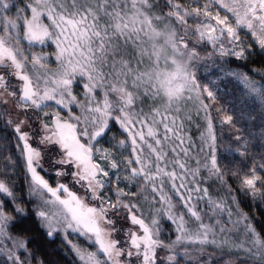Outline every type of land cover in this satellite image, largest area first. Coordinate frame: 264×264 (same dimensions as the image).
Instances as JSON below:
<instances>
[{
  "label": "snow or ice",
  "instance_id": "6c2138e0",
  "mask_svg": "<svg viewBox=\"0 0 264 264\" xmlns=\"http://www.w3.org/2000/svg\"><path fill=\"white\" fill-rule=\"evenodd\" d=\"M166 3L167 13L156 14L153 0H29L22 9L25 12L22 23L15 19L3 22L0 89L16 98L17 107L23 110L31 107L43 111L46 101H55L61 108L75 104L81 109L78 115H73L70 109L66 119L57 113L51 124L42 122L38 128L29 124L31 134L22 130L26 123V119H22L15 124L14 131L19 141L23 142L21 151L30 176L31 192H46L54 200H45L44 203L60 206V210L52 215L45 211L37 213L52 229L48 235L52 236L58 230L52 228L55 218L61 227L85 237V243L98 246L96 251H88L87 248L72 245L85 264H136L133 256L139 264H156L157 249L172 250L178 245H194L197 246L195 252L203 253L208 245L223 249L229 244L226 237L217 239L214 226L205 224L200 211L193 205L194 194L203 191V196L207 197L208 190H201L198 182L192 186L197 173H192L190 181L187 163L178 158L177 147H172L171 153L175 155H171L166 145L172 140H178L180 146L184 145L181 135L183 124L177 123L180 119L179 106L186 99H192L189 94L195 91L207 119V129L202 136L211 154L209 171L223 182V173L216 161V136L210 115L212 109L201 94L206 93L209 100H215V96L209 87H201L197 83L190 70L198 54L187 41V18L195 16L198 19L193 34H198L201 40L206 38L213 44L219 41L221 55L228 54L222 38L226 37L229 44L239 47L243 41L238 30L243 28H247L264 49V0H206L203 4L197 0L190 11L185 10L179 0H166ZM0 6L9 8L6 0H0ZM200 17L204 19L200 20ZM159 24H163L162 29H159ZM176 25L180 26L183 34ZM21 38L29 44L52 40L57 47L58 69L51 71L44 56L26 54L19 46ZM148 44H151L150 52L147 51ZM244 51L241 48L236 52L237 58H242ZM77 76L87 78L83 85L86 96L83 102L78 101L72 91ZM10 77L21 82L19 91L9 89ZM101 88L105 89L104 97L99 100L96 90ZM141 88L145 98L152 97L154 104L161 102L162 108L153 107L149 113L143 109L135 111ZM0 95L3 93L0 92ZM110 119L128 133L131 141L132 158L124 162L125 167L130 168L133 178H143L141 193L150 186L151 192L159 196V203L165 207L158 208L157 213L166 209L168 219L176 224L179 233L175 240L166 243L160 239L159 221L152 219L151 224L147 223L140 205L125 201L124 197L140 193L119 188L121 162L111 152L95 147L93 142L111 131ZM221 123L233 124V115H225ZM236 139L242 137L237 136ZM32 140L36 146L30 142ZM125 143V140L120 141L121 146ZM180 151L187 155L186 148L181 147ZM97 154L101 155V160L111 161L115 180L106 167L95 160ZM46 155H50L55 175L61 178L71 176L72 183L85 189L84 197L63 182L52 187L40 175ZM205 167L208 165L205 164ZM177 168L183 174H179ZM233 175L239 178L238 173ZM111 183L117 185L115 202L101 191ZM168 183L183 201L186 213L175 211L173 197L165 191ZM241 188L253 197L257 193L264 196V180L255 172L251 177L242 179ZM61 193L66 194V198H62ZM88 200H99L100 203L94 205ZM210 203L216 209L224 210L223 201ZM9 204L12 211L6 212L5 207ZM121 209L126 210L127 215H122ZM14 214H25V209L16 203V194L9 184L0 180V236L6 234L5 229ZM189 214L195 223L185 219ZM112 217L130 220L132 225L138 226L139 232L123 225L117 227L118 220ZM242 219L246 224V234H250L251 239L239 245L232 242V246L244 251L248 259L258 257L264 260V236L256 233L247 223V216H242ZM121 232L125 237L123 241L119 238ZM220 232L224 233L225 229ZM16 243L20 248L25 247L22 240ZM185 254L188 255L187 250ZM8 258L13 260V264H23L19 256L14 258L10 253ZM167 259L171 262L176 257L169 255ZM198 264L207 262L201 259Z\"/></svg>",
  "mask_w": 264,
  "mask_h": 264
},
{
  "label": "rangeland",
  "instance_id": "374dc122",
  "mask_svg": "<svg viewBox=\"0 0 264 264\" xmlns=\"http://www.w3.org/2000/svg\"><path fill=\"white\" fill-rule=\"evenodd\" d=\"M166 1V0H165ZM6 2L9 4L8 9H4L2 6H0V35L3 34L2 28H3V22L7 21L9 19H15L18 22L22 23V20L25 16V12L22 11V9L25 8V6L29 3V0H6ZM179 2L182 4L183 8L185 10L190 11V9L196 5L197 0H179ZM200 4H203L206 2V0H198ZM215 11V9H213ZM156 12V11H155ZM30 16V12L28 13ZM230 15V14H229ZM42 19H45L42 17ZM200 20H203V17L199 18ZM187 28H188V36H187V41L189 43V47L192 48L194 47L195 50L197 51L198 54V59H196L191 67V72L194 73L196 77V69L198 66H202L204 64L208 65L212 63L214 60H216L218 57H223L224 55H221V46L219 41H217L215 44H213L211 41H208L206 38L201 40V38L198 36V34H193L194 29L197 26L198 19L195 16H189L187 18ZM45 22H47L45 20ZM234 22V20H233ZM214 23V21H213ZM178 29H180L179 25H176ZM163 28V24H159V29ZM181 34H183V30L180 29ZM238 34L241 37V40L243 41L242 44H240L239 47H236L232 44H229L227 41L226 37H223L222 39L224 40V48L228 49V53L234 54L236 52H239L241 48L244 50L246 49L247 42L244 36L249 37L250 42L255 43L258 45L259 49H262L260 45L256 42V40L251 36L250 31L247 28H243L238 30ZM219 35V33H217ZM21 48L25 50L26 54H37L46 57V62L48 64V68L55 72L58 69L59 62L56 59L57 56V47L56 44L52 42V40H45L43 44H29L27 41L23 40L21 38L20 45ZM143 47V46H141ZM151 44L147 45V51H151ZM135 58H139L136 56ZM146 59V58H145ZM134 62V61H133ZM163 63V62H161ZM205 71L208 73V70L205 68ZM237 79L241 82L240 84L242 85V89L246 90L249 94L252 95H257L259 91V84L256 83L255 81H249L244 79L242 76H237ZM11 84L9 85V89L11 88H16L17 91H19V85L20 81L16 80L15 77H10ZM197 81V80H196ZM211 85L216 84L215 80H209ZM87 82V78L84 77L83 79L80 78L79 76L76 77V79L73 82L72 85V91L73 95H76L78 98V101L83 102L86 98L85 96V89L83 85ZM198 83V82H197ZM199 84V83H198ZM200 85V84H199ZM201 86V85H200ZM202 87H207V85H202ZM212 86H210L211 88ZM104 88L96 90V98L99 100H102L104 97ZM0 92L3 93V95H0V114L3 117L4 123L11 129L14 133V139L17 141V150L21 154L22 160H23V165H24V172H25V177H26V184L27 187L25 188V194H24V199L25 201L32 207L36 217L39 219L40 224L42 227L45 229V231L48 233L52 229H50L47 226V222L43 221L37 213L39 211H45L49 213L50 215L57 213L60 210V206L55 203H47L45 204L44 201L48 200H54L53 197H51L49 194L46 192H36L33 193L31 192L29 188L30 184V176L27 174L26 170V163L25 159L22 155V148H23V142L19 141L18 134L14 131L15 124L19 123L20 120L26 119V123L23 126L22 130L25 132H29L31 134V129L28 127L29 124L34 125L35 127H40L41 123L44 121L42 120V117H49L50 118V123L52 122V119L56 116L57 113L60 114L61 117L67 118L69 110H72L73 115H78L81 112V109L77 107L75 104L70 105L69 108H61L59 105L55 103V101H46L45 106L43 107V111L36 110L35 108H28L27 110H23L21 108L17 107V100L13 96L9 95L7 92H3V89H0ZM144 89L141 88L139 90V99L136 100L135 103V111H139L143 109L145 113H149L153 107L157 108H162L161 102L157 101L155 104L153 103V98L152 97H147L145 98L143 96ZM192 99H186L180 104V113L179 117L180 119L177 121V123H182L183 124V130L181 132L182 137L185 140L184 145L180 146L178 140H172L166 145V149L169 151L171 155H175L171 153L172 147L175 145L177 147V152L179 153V159L187 163V172H188V178L190 181H192V173L196 172L197 175L195 176V180L192 181V186H196V183L198 182V186L200 187L201 190L207 189V184H206V178L207 175L209 174V168L211 167V154L205 153V151L209 150L205 144V139L202 136L203 133L206 132L207 129V119L204 110L201 108L199 101L196 99L197 93L193 91L190 93ZM262 99L264 100V96H262ZM202 98V96H201ZM4 100H7V103H3ZM218 114L216 115L217 117V123L219 124L220 130L224 132L226 135H229L227 139L229 140L227 143H225V146L223 148V151L227 150V147H231L232 152L234 149H236L237 154L241 153L242 145L238 144L236 140L237 136L241 135L239 134L238 130H234L236 128V125L230 124V125H225L222 124L221 121L223 117L226 115V113L218 110ZM47 113V115H45ZM37 114H39V119L37 118ZM235 117V116H234ZM236 118H238V121H243V116L239 115ZM159 119V117H157ZM11 121V123L9 122ZM114 124V128L118 130V133H122L124 137H119V138H114L115 136L113 135L112 132H107L106 136L103 135L102 137L98 138L102 139L104 136L106 138V143L105 142H98L94 141L93 143L95 144L96 148H101L105 149L109 152L112 153L113 156L117 158L118 161L121 162V169L119 172L120 176V183L119 185H124L127 184L129 180L132 179V177H128L129 174H131L130 168L125 167V163L128 159L132 158V145L130 139H128V133L124 132L118 123H116L114 120L110 119L109 120V127L111 128L112 124ZM236 123V122H235ZM111 124V126H110ZM238 125V124H237ZM238 127V126H237ZM228 130V131H227ZM162 131V129H161ZM233 133V135L231 134ZM255 132L251 131V134ZM223 134V133H222ZM256 134V133H255ZM125 140L126 143L124 146L120 145V141ZM239 139L238 141H240ZM233 141V142H232ZM33 146H36L35 141L32 140L30 141ZM186 148L188 150L187 155L185 156L182 151H180V148ZM205 147V148H204ZM204 148V149H203ZM203 149V151H201ZM230 149V148H229ZM232 152H229L232 154ZM228 153V154H229ZM95 160L99 162H104L107 165V170L111 174V178L115 180V170H112L110 168V160H101V155L97 154L95 156ZM234 160V159H233ZM230 162V161H229ZM229 162L228 165H229ZM205 164L208 165V167H205ZM135 167H139L138 165H133ZM171 170V168L169 169ZM40 171V170H38ZM45 173V176H54L55 184L51 185L52 187H55L58 182H63L69 185L70 189L74 191L77 195L84 197L85 194V189L81 188L79 184H74L72 183V177L67 176V177H57L55 175V169L54 166L51 165L50 163V155H46L44 160H43V170ZM176 171L179 174H183L182 171L177 168ZM255 172L254 170L251 171H244L240 175L238 181H236L239 186L241 192L245 193L247 192L246 189L241 188V181L245 176L251 177V175ZM256 174V173H255ZM3 177H0V180H4L5 182L8 183L10 178L8 177V173H3ZM45 179L46 177L41 174ZM5 177V178H4ZM139 178L140 182L143 183V178L142 177H135ZM108 179V178H105ZM142 179V180H141ZM47 180V179H46ZM159 183V182H157ZM179 183V181H177ZM111 185V184H110ZM115 183H112V187H115ZM10 186V185H9ZM109 186V185H107ZM106 186V189L108 190ZM125 189V191H128L130 189V185L125 187H120ZM141 189V188H140ZM151 190V187L149 186L146 191ZM102 191V190H101ZM165 191L170 195L173 196L172 201L175 199V204L181 205V209H175V211H184L186 213V209L184 208L183 201L179 199L178 196H176L175 192L172 191L171 189V184L169 186L165 187ZM149 192V191H148ZM137 193V192H136ZM152 193V192H151ZM209 195L207 197L203 196V191H201L199 194H194L193 197V205L196 206L197 210L200 211L202 217H203V222L205 224H212L214 226V230L217 233V239L222 240L225 237L228 239L229 244L227 247H224L223 249L217 248L212 245H208L205 247V251L203 253H198L194 251V248L197 246L194 245H178L172 250L168 249H157V257H156V264H198L199 260L203 259L204 261L207 262V264H264V260L259 259L258 257L248 259L246 258V253L236 247L232 246V242H235V244L239 245L241 243H244L246 240L251 239L250 234H246V224L242 219V216L244 214L237 210L234 206H232L231 202L229 199H226L222 197L221 195L218 196V194H212L211 191L209 192ZM145 194H150L146 193ZM62 198H66V194L61 193ZM198 197H203V198H198ZM21 197L19 195H16V200L20 199ZM9 201H11V198H7ZM116 201V200H115ZM114 201V202H115ZM127 202V200H125ZM198 201H202L201 204L198 203ZM210 201H216L224 202V210L221 211L220 209H216L214 204L210 203ZM17 203V201H16ZM88 203L98 205L100 203L99 200L97 201H92L88 200ZM199 205H198V204ZM173 204V203H172ZM11 205V204H10ZM19 205V204H18ZM174 205V204H173ZM22 207L21 205H19ZM165 207L160 204V206L156 207L162 208ZM12 209V205L10 206ZM10 208L5 209L6 212H11ZM23 208V207H22ZM122 212L127 215L126 210L121 209ZM229 211H231V215H229ZM154 213L157 212V210L153 211ZM164 213L166 218L168 219L166 209L165 211L161 212ZM140 213H137L139 215ZM18 215H23V214H18ZM111 216V213L109 214ZM117 219V217H112ZM14 219V217H13ZM12 219V220H13ZM156 219L154 216L150 219V221L146 222L151 224V220ZM186 220H191L193 223H195L194 218L190 217L189 215L185 216ZM11 220V221H12ZM10 221V222H11ZM171 221V220H169ZM239 221V223H237ZM9 222V224H10ZM173 225V231L174 235L171 236L172 238L170 240L165 241L166 243L172 240H175V237L179 234L176 230V224L171 221ZM250 224L249 222H247ZM8 226L5 229V235L0 236V256L4 257L6 260L7 264H13V260H10L9 254H13V257L19 256L20 260L23 261V264H32L28 257H27V251L26 248H20L16 242L21 241V239L15 238L12 236L9 231H8ZM119 226H124L126 228H133V230H136L139 232L138 226H134L131 224V221L128 220L127 224H123L121 221V224L118 222ZM251 225V224H250ZM159 227V226H158ZM52 228L58 229L57 231L53 232V235L56 233H60L61 236L66 239V241L71 245L76 244L78 245L75 240H69L68 235L69 234H74V235H79L76 232H73L71 229H67L66 227H61L59 224L56 223V220L54 218L53 223H52ZM225 229L224 233H221V229ZM160 231V228H159ZM52 235V236H53ZM80 236V235H79ZM85 240L86 238L83 237ZM119 238L123 241L125 239L123 233L121 232L119 235ZM161 239V237L159 236ZM23 241V240H22ZM164 241V240H163ZM94 248H89L87 245H83L81 247L87 248L88 251H96L98 246L92 244ZM80 246V245H79ZM250 246V245H246ZM73 249V248H72ZM187 250L188 255L185 254ZM74 251V250H73ZM133 251H135L133 249ZM77 259L79 260L80 264H85L84 261H81L79 257L77 256L76 252L74 251ZM169 255H174L176 257L175 260L169 262L167 257ZM211 256V258H209ZM195 257V258H193ZM103 258V257H101ZM132 260L136 261V264H139V261L136 260V257L133 256Z\"/></svg>",
  "mask_w": 264,
  "mask_h": 264
},
{
  "label": "trees",
  "instance_id": "16d2710c",
  "mask_svg": "<svg viewBox=\"0 0 264 264\" xmlns=\"http://www.w3.org/2000/svg\"><path fill=\"white\" fill-rule=\"evenodd\" d=\"M153 3L156 6V14L167 13L169 10L165 0H153ZM244 37L247 38L245 41L247 46L242 58H237L236 55L228 53L223 57H218L209 66H204L203 64L196 69L197 82L201 87L205 84L209 88L212 86L210 90L215 96V100H209L206 93L201 94L202 99L212 109L210 115L213 119V128L216 136V161L217 166L223 173L222 182L217 175L209 172L206 184L212 194H218V196L221 195L229 199L232 206L248 217L247 222L251 224L255 232L264 236V196L257 193L253 197L249 191L241 192L240 186L236 182L239 178L233 175V173H238L240 177L242 172L254 170L256 175L264 180V100L261 97V95L264 96V49H259L257 44L250 42L249 37ZM237 76H242L246 80L258 83V94L252 95L242 89L241 82L237 79ZM213 79L217 83L211 85L209 80ZM218 110L226 113V115H233V125H236L234 130H238L242 137L240 141L236 140L238 144L242 145L240 154H237L236 149L232 152L231 147H227V150L223 151L225 143L229 141L227 138L230 136L226 135L227 133L225 134L218 127L219 124L216 117ZM239 115L243 116V121H238L236 117ZM49 117H42L44 123H50ZM37 118H40L39 114H37ZM113 126L114 124L111 126V131L108 132H112L115 139L121 136L124 137ZM251 131L256 134H251ZM231 134L233 135L232 132ZM105 136L99 139L98 142L106 143ZM229 152H232V154ZM205 153H209V150L205 151ZM227 162H229V165ZM102 165L107 168L106 163L102 162ZM3 173H8L10 178L8 184L15 194L21 197L16 201L25 209V214L23 215L14 214V219L10 222L8 231L15 238L25 242L29 261L32 264H80L66 239L60 233L49 236L40 224L32 207L23 198L27 187L23 160L17 150V141L14 139L13 131L4 123L0 114V177H3ZM41 174L45 176L44 171H41ZM45 177L51 185L55 184L53 175ZM128 177H132V175L129 174ZM139 182V178L132 177L127 184L119 185V188H127L130 185L128 191L140 193L138 196H126L124 199L138 203L147 221H150L154 216L159 221L161 239L164 241L170 240L171 236L174 235L171 221L166 218L164 213L153 212L157 210L156 207L160 206L159 196L151 193L150 189L148 190L149 192L144 191L141 193V183ZM169 184H166V186L168 187ZM111 185L107 186L108 190L105 188L102 191L105 193V197L110 196L114 202L116 200L117 185L115 187ZM230 189H232L231 192ZM145 192L150 194H145ZM145 196L148 197L147 200L144 199ZM174 201L172 203L175 205V209H181L182 206H177ZM201 202L198 201L200 204ZM10 206V204L7 205L5 209L10 208ZM8 210L12 211L11 208ZM121 214L125 215L122 210ZM117 220L120 224L121 221L123 224L128 222V220L119 219V217H117ZM68 239L75 240L80 246L87 245L91 249L94 248L91 243H85L86 240L79 235L69 234ZM0 264H7L2 256H0Z\"/></svg>",
  "mask_w": 264,
  "mask_h": 264
}]
</instances>
